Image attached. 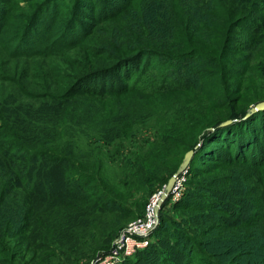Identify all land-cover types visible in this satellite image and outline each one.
Segmentation results:
<instances>
[{
  "label": "trees",
  "instance_id": "obj_1",
  "mask_svg": "<svg viewBox=\"0 0 264 264\" xmlns=\"http://www.w3.org/2000/svg\"><path fill=\"white\" fill-rule=\"evenodd\" d=\"M0 1V264L38 249L48 264L55 239L28 236L52 212L67 236L84 209L108 210L102 166L164 183L196 143L193 196L151 230L182 239V261L155 239L119 264H264V109L244 115L264 99L245 87L264 77V0ZM103 115L107 129H89ZM138 126L150 138L122 141ZM87 146L95 172L75 153Z\"/></svg>",
  "mask_w": 264,
  "mask_h": 264
},
{
  "label": "rangeland",
  "instance_id": "obj_2",
  "mask_svg": "<svg viewBox=\"0 0 264 264\" xmlns=\"http://www.w3.org/2000/svg\"><path fill=\"white\" fill-rule=\"evenodd\" d=\"M22 2L23 0H18V5L22 4ZM33 4L34 2L31 3L32 6ZM0 5H4V3L0 1ZM206 41L210 40H203V42ZM7 72V64L5 66V64L0 61V74H6ZM245 85V87L247 88V94H250L255 88L264 89V77L260 75H253L251 77H248L245 80ZM109 117V115L97 117L99 120H94V122H97L99 124L90 125L89 129L100 126L105 131L111 124ZM140 127L141 126H138L134 129L133 133L131 134L132 136L134 133H137L134 137H130L131 139L122 141L137 143L136 141H142L150 138L149 130ZM115 141L118 140L112 138L110 142L106 144L107 147L110 148V151L113 149V142ZM106 145L105 148H107ZM124 148L126 150L129 147L126 148V146H124L123 149ZM136 149V147L133 148V150ZM75 153L79 154L80 158L82 157L84 159H87L88 162L91 161V166L87 168L88 173L96 171V161H94L95 153L93 152L92 147L87 146L85 148L79 149ZM109 164L110 165L107 164L105 166H102L100 170L101 173H94L97 176L103 175V185L108 193V197L112 199V201H104L105 207H107L108 210L99 211L96 207L94 208L95 210L91 209L90 207L84 209L82 212L78 213L79 217L74 220V225L71 228L72 232L67 236H63V234L58 231V227L56 225L48 222L54 221L60 216H64L60 212H52L50 218H48V221L44 222L42 226L37 225L38 227L35 228L28 236L31 241H34L32 239H35V241H37V239H39V236L43 235V233L38 232H41V229L44 227V236L53 237L55 240L54 243H44L43 247L60 246L66 252V255H62V253L59 252V248L57 247L55 251L57 252L58 250V254L51 255L48 258V264L89 263L94 257L100 255L102 251H104L102 249L110 247L113 239L119 234V232L124 228L128 221L143 214L145 206L152 195L161 190L165 183L160 182V180L158 179L154 180L152 178L145 183H141L139 180H136V177L130 175L129 177L128 175H125L123 171L119 170L117 166L112 165L111 162ZM200 175H197L198 179H200ZM189 187L195 186L191 182L190 176L184 173L183 179L180 180V184L178 185V187L173 193H170L168 195V199H163L165 200L164 204L157 209L155 224L157 222L159 212L168 215L169 217H178V210L173 209L172 203L175 199L179 198L182 195H184L185 197H191V192H187L189 190ZM198 190H200V188H198ZM172 194L175 195L172 196ZM248 210L249 207H242V211H244V213H247ZM73 211H75V209H73ZM44 216L45 213L40 214L38 220L42 219ZM80 220H84L86 222H78ZM151 230L149 232V241L151 240L152 242H155V239H157L156 246H160L159 249L161 251H166L168 254L170 253V256L175 257V259L177 258V262L182 261L181 257L183 253H185L184 251H186L187 248L186 245L184 247V241L182 239L179 240L178 237L174 238L169 231H166L165 233L158 232L156 235H151ZM110 233L111 236L109 237L108 235ZM55 242H57L58 245L55 244ZM31 252L27 250V254L23 255L24 253H26L23 250V254H21L22 256L19 263L23 264V261H26ZM46 255L47 254L45 250L38 249L34 252V258L31 261H28L26 264H33L35 258H44ZM134 263L145 264L146 262L141 261L140 259L136 260Z\"/></svg>",
  "mask_w": 264,
  "mask_h": 264
},
{
  "label": "built area",
  "instance_id": "obj_3",
  "mask_svg": "<svg viewBox=\"0 0 264 264\" xmlns=\"http://www.w3.org/2000/svg\"><path fill=\"white\" fill-rule=\"evenodd\" d=\"M184 173L185 171L179 173L175 177L171 193H173L180 184V180L183 179ZM159 192L160 190L152 195L146 204L142 215L137 216L127 222L124 228L113 239L108 250L94 257L89 263L119 264L122 259L131 255L136 249L144 247L149 242V232L156 221L154 205L156 204ZM174 195L172 194V196Z\"/></svg>",
  "mask_w": 264,
  "mask_h": 264
},
{
  "label": "water",
  "instance_id": "obj_4",
  "mask_svg": "<svg viewBox=\"0 0 264 264\" xmlns=\"http://www.w3.org/2000/svg\"><path fill=\"white\" fill-rule=\"evenodd\" d=\"M258 109H264V99L258 100L255 103H253L252 105H250L247 109L244 115H247L248 113L254 111V110H258ZM228 122L227 120L222 121L221 123H225ZM198 145V143H196L192 148L187 149L186 151H184L181 160L179 161L176 169L168 176V178L166 179L162 189L159 192V195L157 197L156 200V204L154 205V213L156 216L157 213V209L158 207L161 205L163 199H165L166 197H168V195L171 193V189H172V185L175 181V177L183 172L186 171V167L187 164L190 160V157L193 153V149L196 148ZM92 264V263H89Z\"/></svg>",
  "mask_w": 264,
  "mask_h": 264
}]
</instances>
